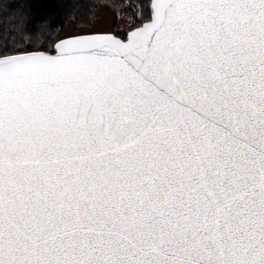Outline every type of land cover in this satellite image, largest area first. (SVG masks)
Wrapping results in <instances>:
<instances>
[{
  "label": "snow or ice",
  "instance_id": "snow-or-ice-1",
  "mask_svg": "<svg viewBox=\"0 0 264 264\" xmlns=\"http://www.w3.org/2000/svg\"><path fill=\"white\" fill-rule=\"evenodd\" d=\"M109 6L0 50V264H264V0Z\"/></svg>",
  "mask_w": 264,
  "mask_h": 264
},
{
  "label": "trees",
  "instance_id": "trees-1",
  "mask_svg": "<svg viewBox=\"0 0 264 264\" xmlns=\"http://www.w3.org/2000/svg\"><path fill=\"white\" fill-rule=\"evenodd\" d=\"M113 2L120 0H0V50H45L58 38L84 33L97 8ZM66 29L71 33L62 35Z\"/></svg>",
  "mask_w": 264,
  "mask_h": 264
},
{
  "label": "rangeland",
  "instance_id": "rangeland-1",
  "mask_svg": "<svg viewBox=\"0 0 264 264\" xmlns=\"http://www.w3.org/2000/svg\"><path fill=\"white\" fill-rule=\"evenodd\" d=\"M115 12L105 3L101 4L94 16L92 17V25L90 27L83 28L85 32H109L114 27L123 29L127 26L126 18H121L114 24ZM71 30L66 29L62 35L70 34Z\"/></svg>",
  "mask_w": 264,
  "mask_h": 264
},
{
  "label": "water",
  "instance_id": "water-1",
  "mask_svg": "<svg viewBox=\"0 0 264 264\" xmlns=\"http://www.w3.org/2000/svg\"><path fill=\"white\" fill-rule=\"evenodd\" d=\"M109 32H110V31H109ZM85 33H89V32L77 33V34H85ZM71 35H76V34H71ZM67 36H70V35H67ZM63 37H65V36H63ZM63 37H61V38H63ZM32 51H34V50H32Z\"/></svg>",
  "mask_w": 264,
  "mask_h": 264
}]
</instances>
